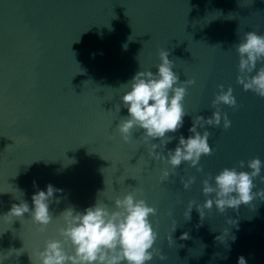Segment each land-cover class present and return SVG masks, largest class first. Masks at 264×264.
Instances as JSON below:
<instances>
[{"label": "water", "instance_id": "water-1", "mask_svg": "<svg viewBox=\"0 0 264 264\" xmlns=\"http://www.w3.org/2000/svg\"><path fill=\"white\" fill-rule=\"evenodd\" d=\"M250 30L264 34V0H0V260L32 264L47 239L61 238L64 209L83 210L97 199L114 208L116 197L135 190L157 208L154 246L167 256L147 264H237L241 255L264 264V200L223 214L213 206L202 223L193 206L191 219L183 218L189 200L203 202L207 174L240 170L241 160L248 170L255 156L264 161V98L236 82L235 44ZM161 49L180 80L195 81L183 101V127L166 134L173 137L166 149L190 135L194 116L211 115L218 85L231 86L237 100L220 106L229 128L205 126L212 152L202 155L203 170L184 162L162 183L161 169L171 166L147 155L143 130L134 128L125 143L116 128L127 115L122 85L139 70L155 72ZM188 176L196 179L184 189L180 177ZM49 183L63 191L54 193L43 231L29 213L3 216L21 200L31 208L32 194ZM254 183L253 191L264 189L259 177ZM226 227L234 242L215 239ZM184 232L188 238L180 239Z\"/></svg>", "mask_w": 264, "mask_h": 264}, {"label": "clouds", "instance_id": "clouds-1", "mask_svg": "<svg viewBox=\"0 0 264 264\" xmlns=\"http://www.w3.org/2000/svg\"><path fill=\"white\" fill-rule=\"evenodd\" d=\"M235 51L239 57L236 82L242 85L243 90H250L264 98V34L252 30L244 32L243 38L235 44ZM158 56L160 62L155 66V72L151 69L139 70L122 85L126 90L120 96V101L127 109V115L120 119L116 128L125 143L130 140L134 128L143 130L142 139L147 146V155L171 166L161 169L162 183L174 175L184 162L198 172L203 170L199 161L202 155L212 152L209 144L211 133L205 126H221L222 121V127L229 128L232 121L226 112L222 113L220 106L236 107L237 100L231 86L225 90L224 85H218L220 90L211 101L214 108L211 115L194 116L188 129L190 135L185 137L180 134L175 147L166 149L167 143L173 139L166 134L175 133L183 127V118L187 114L183 101L187 86L195 81L191 78L180 80L167 49L159 50ZM154 140L159 142L155 143ZM239 166L240 170L235 166L224 167L215 175L207 174L201 181V192L205 198L202 203L195 199L187 202L184 220L191 219L193 206L202 223L206 210L210 212L213 206L223 214L228 208L235 210L241 204L252 205L256 198L264 200V189L253 191L256 188L255 178L259 177L264 182V175H261L264 161L255 156L247 161L248 170H243V160L239 161ZM195 179V176L186 179L180 177V182L184 189H188ZM62 191L49 183L45 189H38L32 194L31 208L27 201L21 200L18 204L13 203L3 216L12 220L13 217L20 218L29 213L32 222L43 231L53 219L49 205L54 193ZM55 199L59 203V197ZM156 214L157 208L149 205L145 199L137 198L135 190L127 192L122 198L116 197L114 208L98 199L83 210L68 207L59 214L63 221V226L58 228L61 238L47 239L43 248L35 253L37 261L30 257L32 264H147L154 255L165 261V253L154 246L158 232L150 217ZM226 222L238 228L236 220L228 218ZM176 227L177 220L173 219L171 233L167 237L170 244L174 243L171 234ZM187 238V232L180 236V239ZM215 239L234 242L236 236L226 227ZM68 244L70 251L65 247ZM0 264H4V260H0ZM237 264H247L243 255L238 257Z\"/></svg>", "mask_w": 264, "mask_h": 264}]
</instances>
